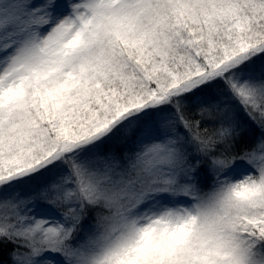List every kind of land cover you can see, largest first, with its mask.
Returning a JSON list of instances; mask_svg holds the SVG:
<instances>
[{"label":"snow or ice","instance_id":"1","mask_svg":"<svg viewBox=\"0 0 264 264\" xmlns=\"http://www.w3.org/2000/svg\"><path fill=\"white\" fill-rule=\"evenodd\" d=\"M0 264H264V0H0Z\"/></svg>","mask_w":264,"mask_h":264}]
</instances>
